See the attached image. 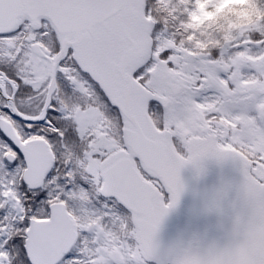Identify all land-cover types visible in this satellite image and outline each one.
I'll return each mask as SVG.
<instances>
[{
	"label": "snow or ice",
	"instance_id": "6c2138e0",
	"mask_svg": "<svg viewBox=\"0 0 264 264\" xmlns=\"http://www.w3.org/2000/svg\"><path fill=\"white\" fill-rule=\"evenodd\" d=\"M198 3L0 0V264H264V20L211 43ZM210 164L223 235L165 250Z\"/></svg>",
	"mask_w": 264,
	"mask_h": 264
},
{
	"label": "water",
	"instance_id": "95a60500",
	"mask_svg": "<svg viewBox=\"0 0 264 264\" xmlns=\"http://www.w3.org/2000/svg\"><path fill=\"white\" fill-rule=\"evenodd\" d=\"M184 178L189 185L180 206L166 219L160 240L165 250L181 239H187L195 232H204L212 228V235L219 237L223 233L218 230L220 219L215 215L204 213L203 209L221 186L237 178V174L231 166L218 167L210 164L206 175L197 178L193 169L184 171ZM226 223V222H225Z\"/></svg>",
	"mask_w": 264,
	"mask_h": 264
},
{
	"label": "trees",
	"instance_id": "16d2710c",
	"mask_svg": "<svg viewBox=\"0 0 264 264\" xmlns=\"http://www.w3.org/2000/svg\"><path fill=\"white\" fill-rule=\"evenodd\" d=\"M198 7L201 9L205 8V16H208L209 23L216 21V24H223L224 29L219 32L223 33L224 37L228 34L232 36L233 31L251 25L252 23L250 22H255L260 19L264 20V10L258 6V0H230L223 7H217V5L215 6L213 2L208 0L207 3H203ZM193 24L195 26L192 27ZM203 24L206 25V17L196 20L193 14L190 27L198 29ZM210 42L214 43L213 40H210ZM203 46L206 47L207 45L205 44Z\"/></svg>",
	"mask_w": 264,
	"mask_h": 264
},
{
	"label": "rangeland",
	"instance_id": "374dc122",
	"mask_svg": "<svg viewBox=\"0 0 264 264\" xmlns=\"http://www.w3.org/2000/svg\"><path fill=\"white\" fill-rule=\"evenodd\" d=\"M209 1L210 2H213L215 6L217 5V7L224 6L228 2H230V0H209ZM207 2H208V0H199L198 6L202 5L203 3H207ZM204 10H205V8L204 9H201L200 7H198L197 13H194V18L197 20L198 18H202V17L205 18L206 17V25L203 24L198 29H196V28L195 29L197 31H201L203 29V33L202 34H207L208 37H209V41L210 40H213L214 43H217V41H215L212 38L211 33H208V29L211 28V29H214L215 31H218L219 32L220 30L224 29V26H223V24H216V21H213V22L209 23L208 16H205L206 13L204 12ZM261 20L262 19L256 20L255 22H250V23H252L251 25L244 26L243 28H239V29H237V31H243V30H246V29H249V28H252V27H256V26L259 25V23H260ZM239 24H246V23H239ZM193 26H195V24H193L192 27ZM226 37H224L225 40H230V39L233 38V36H231L229 34ZM193 38H195V37H193ZM203 45H205V44H200L199 46L200 47H205Z\"/></svg>",
	"mask_w": 264,
	"mask_h": 264
}]
</instances>
